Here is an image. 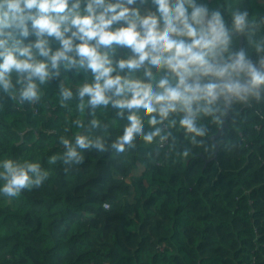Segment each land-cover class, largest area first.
<instances>
[{
  "label": "clouds",
  "instance_id": "clouds-1",
  "mask_svg": "<svg viewBox=\"0 0 264 264\" xmlns=\"http://www.w3.org/2000/svg\"><path fill=\"white\" fill-rule=\"evenodd\" d=\"M225 11L216 0H0V199L45 188L89 153L187 158L226 114L264 116V15ZM53 110L63 118L49 128ZM177 133L190 141L179 150Z\"/></svg>",
  "mask_w": 264,
  "mask_h": 264
},
{
  "label": "trees",
  "instance_id": "trees-1",
  "mask_svg": "<svg viewBox=\"0 0 264 264\" xmlns=\"http://www.w3.org/2000/svg\"><path fill=\"white\" fill-rule=\"evenodd\" d=\"M216 4L264 15L262 0ZM209 128L187 158L93 152L45 188L0 199V264H264V116L234 111ZM176 135L178 150L190 144Z\"/></svg>",
  "mask_w": 264,
  "mask_h": 264
}]
</instances>
